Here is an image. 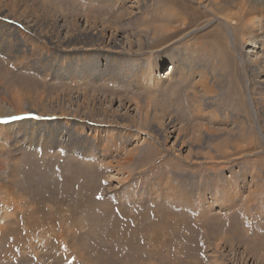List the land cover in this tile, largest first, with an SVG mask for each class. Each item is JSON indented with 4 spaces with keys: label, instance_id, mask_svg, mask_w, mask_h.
<instances>
[{
    "label": "rangeland",
    "instance_id": "374dc122",
    "mask_svg": "<svg viewBox=\"0 0 264 264\" xmlns=\"http://www.w3.org/2000/svg\"><path fill=\"white\" fill-rule=\"evenodd\" d=\"M38 1L67 23L86 18L81 0ZM107 1L108 7L95 6L94 23L103 29L111 26L109 32H118L123 42L132 41L137 55L115 58L103 67L93 65L90 86L85 83L81 88L78 80H71L64 87L60 79L22 69L25 61L0 57L10 71H0V104L13 106L11 91L23 97L21 112L0 115L6 121L0 123V264H264V144L256 128L264 137V85L251 81L247 73L250 100L257 111L254 119L246 103V77L241 68L233 76L225 59L223 66L218 64L221 49L217 43L223 41L219 37L227 28L224 19L210 21L197 3ZM233 6L226 3L218 12L227 14L230 19L225 20L231 25L241 21ZM166 15L177 17L171 23L178 26L177 19L184 18L185 28L180 27L184 30L172 32L165 40L162 36L167 35L153 40L152 28L173 26L164 24ZM143 26L150 28L149 33ZM242 33L257 32L247 27ZM167 49L192 52L181 58L212 74L217 71V96L206 99L199 110L191 107L193 90L188 84L192 79L183 81L173 74L144 86L133 80L137 66L152 71ZM168 60H164L163 74L169 72ZM111 68L116 78L108 83L93 79ZM63 89L70 93L71 104H63ZM34 94L42 98L46 114L32 108L28 97ZM109 101L113 107L105 110L126 103L135 111L151 112L160 103L164 123L170 119L175 123L176 130L166 142L169 153L147 137L152 135L149 123L141 133L136 131L141 141L138 153L130 168L119 173L109 166L123 160L133 145L122 151L115 140L109 141V156L97 152L86 157L90 159L64 153L43 157L33 147H24L28 138L35 140L29 135L32 127L41 132L56 126L55 107H104Z\"/></svg>",
    "mask_w": 264,
    "mask_h": 264
},
{
    "label": "bare ground",
    "instance_id": "6f19581e",
    "mask_svg": "<svg viewBox=\"0 0 264 264\" xmlns=\"http://www.w3.org/2000/svg\"><path fill=\"white\" fill-rule=\"evenodd\" d=\"M81 2V9L82 12H86L83 13L86 15V18L73 19L74 17H72L73 23H71V21L67 23L66 18H59L53 14L50 8L42 4L43 2L40 3L38 0H0V57L6 59L9 58L15 63L25 61L22 69L31 71L39 76L60 79L62 81L61 84L64 87H67L71 80H78L77 82L81 87V84H88L91 82L88 79H91V76H93L90 72L93 70V65H102L103 67L108 64L110 60L115 58L117 59L120 57L121 60L123 59L121 57L131 58L137 55L132 41L126 39V42H123L117 31H115L117 33L109 32L111 26H108L107 29H103L99 28V25L94 23L97 21L94 20L95 16L93 15L96 12L95 6L105 5V7H108L107 4L109 3L107 0H81ZM191 2L197 3L199 9L202 11L200 13L210 18V21L215 22V18L224 19V26H227L229 29L225 28V32L221 36L219 35V38L221 39L222 37L223 41L220 40L218 41L219 43H217L221 49L220 53H217V56H219V59L221 58V61L217 63L221 66L222 63L224 64L225 59L227 66L229 64V71L231 72L232 70L233 76L237 75L238 67L241 68V72H243L244 77H246L245 87L243 86L245 89L243 91L245 92L246 103L251 111L250 113L252 117L257 119V111L250 100L251 85L249 80H247V73L249 74L251 81L256 80L254 81L256 84L264 85V0H191ZM209 3L212 4V7L209 6ZM226 3L234 5L238 9L241 17L239 24H236L235 22L231 25L225 20L226 18L230 19L227 14H218V12L225 7ZM165 11L166 10H164V13ZM172 12L173 16L176 15L174 14V11ZM172 15L169 17L166 15L165 20L168 22L166 21L164 24L170 23L173 24V26H155V28H152L153 31H151L152 39L156 36L159 37L162 35H167L162 36V38H169L172 35V32L184 30V18L181 17L177 19L179 20L178 23L180 22L178 26L175 25V22L171 23L176 20L175 18H177ZM232 16L233 14L231 17ZM82 19H85V21H83L84 23L80 21ZM10 20L17 22V28L12 26V22ZM247 27L252 28L257 33H250L249 35L248 33L241 34V31ZM144 28L145 32L150 30L149 27ZM237 33L240 34L237 36ZM165 38H163V40H165ZM236 38H238L237 41H235ZM140 42L141 46L145 45V42ZM223 42L225 43V46L223 45ZM237 44L238 46L236 47ZM192 48L194 47L192 46ZM184 54L192 55V52L188 53V51L184 50L174 51L172 49H167V51L160 56L161 62H158V60L155 61L152 71L148 70L146 68L147 66H137V72L134 73L133 80L137 85L143 84L142 86H144L145 83L149 84L151 81L156 83L161 81V78L172 76L173 74H175L176 77H179V79H183V81L192 79L188 84V89L193 90L192 97H190V100L192 101L191 107L197 111L199 110V105H202L206 99H214V97L217 96L216 90H218V88H216L217 86L215 82V77L217 76L214 75L215 72L212 74V71H207L206 67L202 65H196L192 60L187 62L185 58L182 59L181 57H184ZM178 56L180 57L177 58ZM164 60H168V62H170L169 72L165 74H163L165 71L162 70ZM213 60L214 59L211 61ZM212 63H215V61ZM130 66H132V64H129L128 67ZM2 67L3 64L0 63V71L3 70L4 73L10 72L8 65V68ZM101 69L99 71H101ZM112 70V68L111 70L108 69L101 75L95 74L96 77H94L96 79L94 77L93 79L99 82L102 81L108 83L114 76V72ZM161 72L162 75H160ZM114 77L116 78V76ZM79 84L77 86L80 89ZM88 86L90 85L88 84ZM11 89L14 90L13 88ZM63 90V104H65V102H69L71 104V101L67 97L70 96V93H67V91L65 92L66 89ZM220 93L222 92L220 91ZM85 94L88 95V93ZM22 100V96H18L17 92L11 91L10 101L13 103V106L6 103L5 105L0 104V115L3 116L2 114L5 113L16 114L21 112L22 109L20 108V104ZM28 100L34 110L44 114L47 113L42 106V98H39L34 94L28 97ZM84 100L86 101V99ZM137 104L139 105V102ZM93 105L88 106L87 104H77L74 109L72 108L73 110L66 108H63L62 110V107H55L56 112L54 114L58 115L56 126L46 127L41 132L39 131L40 133L32 127L29 135H34L33 137H35V140L31 137L28 138V141L23 143L24 147H33L35 149L33 151H35L36 154L43 155V157L49 154H55L58 157L59 155L61 156V153H64L69 157L80 156L83 157V159H90V157H86L90 155L92 156L97 152L100 155L103 154L105 157L109 156V152L107 151L108 146H106L109 141L113 142V140H115L122 151L126 148L128 149V146L133 145L132 148L130 147L131 150L126 151L124 154L123 160L116 161L109 166L116 173H119L120 170H125L127 167L130 168V163L138 153L137 151L140 148L141 141L136 131L140 132L144 124L149 123L148 128L151 130L152 135L146 134L147 137L154 140L153 142L159 145L164 152L169 153V149L166 148V142L171 137V134H173L176 130L175 123L174 119H170L164 123L162 119V113L164 111L162 112L163 109H160V103L156 104V107L159 108H153L151 112L141 111L139 110L140 108L137 109V106H135L137 109V111H135V109H131V106H128L126 103L117 104L118 106L116 109L105 110L108 107H113V104L110 103V101L106 104L107 106L104 107L103 105ZM154 105L151 107H155ZM134 112H136V115L131 116ZM12 126L16 127L17 125L13 124ZM256 128L264 144V137L262 135L263 132L260 127L257 126ZM117 129L121 130L117 132ZM14 134H17V132ZM36 138H38V140H36ZM175 141L177 146V138H175ZM181 143L182 140L179 142V145ZM171 155L175 156V153L172 152ZM183 161L187 160L184 159ZM9 174L12 173L9 172ZM118 179L116 178V180Z\"/></svg>",
    "mask_w": 264,
    "mask_h": 264
},
{
    "label": "snow or ice",
    "instance_id": "6c2138e0",
    "mask_svg": "<svg viewBox=\"0 0 264 264\" xmlns=\"http://www.w3.org/2000/svg\"><path fill=\"white\" fill-rule=\"evenodd\" d=\"M12 119H18L17 117H13ZM6 121L0 120V123H5Z\"/></svg>",
    "mask_w": 264,
    "mask_h": 264
}]
</instances>
